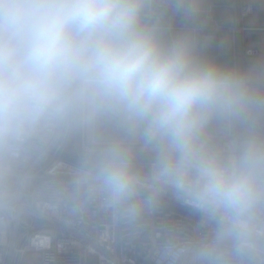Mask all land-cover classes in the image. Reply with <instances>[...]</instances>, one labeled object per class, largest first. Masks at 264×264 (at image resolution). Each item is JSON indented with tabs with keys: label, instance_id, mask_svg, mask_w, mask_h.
Returning <instances> with one entry per match:
<instances>
[{
	"label": "clouds",
	"instance_id": "1",
	"mask_svg": "<svg viewBox=\"0 0 264 264\" xmlns=\"http://www.w3.org/2000/svg\"><path fill=\"white\" fill-rule=\"evenodd\" d=\"M204 0H0V221L30 196L17 157L78 140L59 197L136 226L171 196L199 215L183 264H264V58L203 56ZM146 158L147 162L141 163Z\"/></svg>",
	"mask_w": 264,
	"mask_h": 264
},
{
	"label": "built area",
	"instance_id": "2",
	"mask_svg": "<svg viewBox=\"0 0 264 264\" xmlns=\"http://www.w3.org/2000/svg\"><path fill=\"white\" fill-rule=\"evenodd\" d=\"M254 10L244 5L241 15ZM245 53L256 56L259 49L247 48ZM81 151L73 139L30 147L17 157L30 196L15 218L0 221V264H183L172 246L182 235L197 231L199 215L171 196L163 197L136 226L116 221L97 204L73 210L59 197ZM29 253L38 255L27 257Z\"/></svg>",
	"mask_w": 264,
	"mask_h": 264
},
{
	"label": "crops",
	"instance_id": "3",
	"mask_svg": "<svg viewBox=\"0 0 264 264\" xmlns=\"http://www.w3.org/2000/svg\"><path fill=\"white\" fill-rule=\"evenodd\" d=\"M254 12L241 15V7ZM205 13L195 22L170 16L174 31L195 29L201 54L225 66L247 67L264 58V0H204ZM257 48L256 56H246Z\"/></svg>",
	"mask_w": 264,
	"mask_h": 264
},
{
	"label": "rangeland",
	"instance_id": "4",
	"mask_svg": "<svg viewBox=\"0 0 264 264\" xmlns=\"http://www.w3.org/2000/svg\"><path fill=\"white\" fill-rule=\"evenodd\" d=\"M68 155H70V152L68 151V152H66ZM141 160H146V158H142ZM34 255H38L37 253H29V254H27V257H32V256H34Z\"/></svg>",
	"mask_w": 264,
	"mask_h": 264
}]
</instances>
